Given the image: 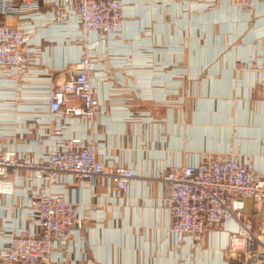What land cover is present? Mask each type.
<instances>
[{
  "label": "crops",
  "instance_id": "0c3cea01",
  "mask_svg": "<svg viewBox=\"0 0 264 264\" xmlns=\"http://www.w3.org/2000/svg\"><path fill=\"white\" fill-rule=\"evenodd\" d=\"M40 2L43 14L54 8L55 0ZM121 2L124 26L100 40L88 33L79 43L71 13L24 23L39 49V79L11 84L0 77V148L41 158L78 138L95 142L108 170H133L127 193L108 188L105 178L90 187L62 177L57 189L84 220L83 240L71 235L62 264H243L226 252L237 222L198 242L173 244L157 177L174 164L238 155L264 179V87L249 66L264 60V0L252 12L226 0ZM19 23L0 15V25ZM84 42H97L94 87L102 113L90 122L62 117L65 126L55 134L54 116L40 97L68 79ZM18 176L25 181L24 171ZM26 193L21 183L13 195H0V253L10 232L32 227ZM244 215L264 235V204L245 199ZM0 264L9 263L0 258Z\"/></svg>",
  "mask_w": 264,
  "mask_h": 264
},
{
  "label": "built area",
  "instance_id": "2783aa9c",
  "mask_svg": "<svg viewBox=\"0 0 264 264\" xmlns=\"http://www.w3.org/2000/svg\"><path fill=\"white\" fill-rule=\"evenodd\" d=\"M40 1L0 0V15L22 21L15 27L0 25V77L11 84L39 79L35 62L39 49L31 40L33 32L24 23L52 22L59 12L74 14L79 43L88 33H94L97 40L116 36L124 26L121 0H55L54 8L45 14ZM226 1L238 10L252 12L261 0ZM96 44L84 42L68 79L49 86L40 97L54 116L50 122L54 121L55 134L65 126L62 117L90 122L102 113L94 87L99 67L92 52ZM249 66L264 87V60L250 62ZM15 96L22 97L19 90ZM20 171L26 173L25 181L18 176ZM63 176L72 184L90 187L98 178H105L108 188L127 193L135 174L121 165L108 170L95 142L78 138L63 140L41 158L0 148V195H13L17 185L26 184L32 221L31 229L21 227L8 234L0 253L2 260L9 264H62L67 260L71 235L83 240L84 220L77 206L57 189ZM157 180L165 194L169 232L176 247L186 239L198 242L211 229L237 222L238 228L228 234L226 252L242 257L243 264H264V235L257 234L253 222L244 215L245 199L264 204V179L253 172L250 160L232 155L203 158L196 164H174Z\"/></svg>",
  "mask_w": 264,
  "mask_h": 264
}]
</instances>
